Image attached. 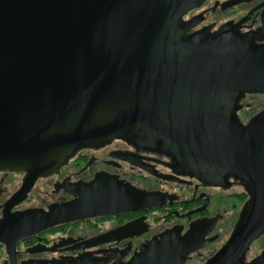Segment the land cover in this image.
I'll list each match as a JSON object with an SVG mask.
<instances>
[{"label":"water","instance_id":"95a60500","mask_svg":"<svg viewBox=\"0 0 264 264\" xmlns=\"http://www.w3.org/2000/svg\"><path fill=\"white\" fill-rule=\"evenodd\" d=\"M193 3L0 0V170L28 169L23 190L83 145L116 135L158 145L199 178L233 176L248 192L204 264H264V248L245 260L264 232V109L246 123L235 114L244 92L264 93V45L230 34L185 38L178 17ZM77 192L29 214L42 227L156 205L154 194L101 175ZM196 231L195 223L183 236L166 230L126 264H182L181 254L203 244Z\"/></svg>","mask_w":264,"mask_h":264},{"label":"flooded vegetation","instance_id":"af4514ba","mask_svg":"<svg viewBox=\"0 0 264 264\" xmlns=\"http://www.w3.org/2000/svg\"><path fill=\"white\" fill-rule=\"evenodd\" d=\"M193 2L178 17L185 38L230 34L253 46L264 45V0ZM253 102L259 109L242 119L239 113ZM237 105L235 114L246 123L264 109V93L244 92ZM29 174L25 168L0 170V264H126L160 233L174 228L183 236L194 223V241L203 244L180 257L182 264H204L228 239L249 199L238 178H199L165 148L119 135L79 147L56 170L36 176L22 190ZM97 175L154 194L156 205L62 219L42 227L44 222L29 214L45 215L50 208L78 199L77 187ZM130 223H135L131 230L120 231ZM225 232L226 238L213 247ZM245 260L249 261L247 255Z\"/></svg>","mask_w":264,"mask_h":264},{"label":"rangeland","instance_id":"374dc122","mask_svg":"<svg viewBox=\"0 0 264 264\" xmlns=\"http://www.w3.org/2000/svg\"><path fill=\"white\" fill-rule=\"evenodd\" d=\"M258 102H253L251 106L248 108L243 109L239 115L242 119H246L249 114L253 111H255L258 108ZM259 109V108H258ZM228 232H225L223 236H221L219 242L215 243L213 247H218L222 241L226 238ZM264 248V232L261 233L258 239H256L250 246L249 252L247 253V259L250 260L251 258L255 257L257 254H259L262 249ZM198 260H194L192 263L197 264Z\"/></svg>","mask_w":264,"mask_h":264}]
</instances>
